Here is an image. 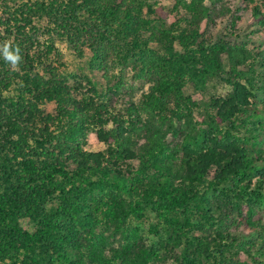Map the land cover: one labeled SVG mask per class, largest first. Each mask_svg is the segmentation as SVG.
Returning <instances> with one entry per match:
<instances>
[{
  "label": "trees",
  "instance_id": "trees-1",
  "mask_svg": "<svg viewBox=\"0 0 264 264\" xmlns=\"http://www.w3.org/2000/svg\"><path fill=\"white\" fill-rule=\"evenodd\" d=\"M160 11L0 0V264H264V0ZM58 43L90 51L104 92L70 83ZM127 74L148 84L137 100ZM214 78L228 90L208 94ZM147 209L157 245L129 223Z\"/></svg>",
  "mask_w": 264,
  "mask_h": 264
},
{
  "label": "rangeland",
  "instance_id": "rangeland-1",
  "mask_svg": "<svg viewBox=\"0 0 264 264\" xmlns=\"http://www.w3.org/2000/svg\"><path fill=\"white\" fill-rule=\"evenodd\" d=\"M142 1L144 3L147 2L151 4V7L153 9L156 8V11H157L156 14L154 12L152 14L148 13L150 14L151 17H157L158 14H161L160 10H163L164 13H166L167 15L168 21L169 22L172 21L173 14H171L172 13L171 7L174 3V0H142ZM143 9L144 11H147L146 7H144ZM58 48L63 53V60H64L63 71L70 75L69 79L72 85L76 86L78 85L79 82L84 83V79L82 78L83 76H86L96 84V87L98 88V90L102 92L105 91V86L108 83L101 78V74L99 72L97 71L91 72L89 70L88 61L91 57L90 51H85L83 56H78L67 46L66 43H58ZM224 61H226L225 58H224ZM128 77H129L130 83H132L135 87V89H133L132 91L133 98L137 100L140 98L142 92L148 89V84L139 83V82L137 83L135 81H131L129 75ZM86 87H88V85ZM227 90H228V85L224 81H222L220 78H214L213 80H211L207 87L208 94H212V93L222 94L226 92ZM185 93L190 94L194 99H196L201 104H203L204 99L208 97V94L204 96L200 92L194 91L191 88V86H187L185 88ZM112 101H113V104L115 103L116 107H120L122 105V102L118 98L116 99L112 97ZM45 107L46 109L50 110L52 108V104H47ZM240 135L247 136L248 134L246 132L241 131ZM87 142L88 143H87L86 148L89 150H100L104 147V145L97 140L95 132H92V131L88 135ZM263 146H264V143H263ZM131 164L133 167H136L137 161L134 160L131 162ZM56 207H57L56 199H52L46 204V210L51 211V212L55 211ZM259 213L261 216V221L264 222V196L261 200V205L259 207ZM20 222H21V225L27 230L33 231L35 228L34 222L29 220L28 218H23L21 219ZM129 223L131 226L139 227L140 234L142 235L143 241L146 245H157L158 244L159 237L152 230V227L154 225L157 226V230L160 232L161 235H165V227L163 226V224L156 222L155 213L150 209H147L145 211V216L143 218L139 220L131 218V220H129ZM191 234L199 235L197 232H191ZM242 259L248 260V262L250 263L249 259H246L244 257H242ZM157 264H179V263L175 262L174 259L169 258L167 260L158 262Z\"/></svg>",
  "mask_w": 264,
  "mask_h": 264
},
{
  "label": "clouds",
  "instance_id": "clouds-1",
  "mask_svg": "<svg viewBox=\"0 0 264 264\" xmlns=\"http://www.w3.org/2000/svg\"><path fill=\"white\" fill-rule=\"evenodd\" d=\"M8 60H10L13 64H15L19 60V56L9 55Z\"/></svg>",
  "mask_w": 264,
  "mask_h": 264
}]
</instances>
